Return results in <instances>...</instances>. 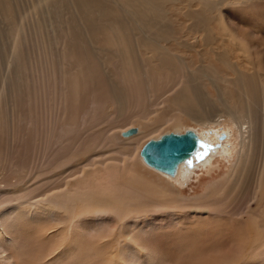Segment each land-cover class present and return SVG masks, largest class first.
<instances>
[{"label": "bare ground", "instance_id": "6f19581e", "mask_svg": "<svg viewBox=\"0 0 264 264\" xmlns=\"http://www.w3.org/2000/svg\"><path fill=\"white\" fill-rule=\"evenodd\" d=\"M9 1L10 0H0V14L4 15L5 19L13 15V10L8 5L10 4ZM167 1L169 0H17L16 3L17 6L22 7L25 15L28 12L27 16L36 22L39 30H45L46 33H49L51 30L54 36H57L58 33L60 36L63 35V46H67L73 52L68 56L60 55L57 57L58 61L62 63V65L59 64L62 66V72L69 66V69L65 70L66 72H61L62 74L59 73L61 75L59 78L60 82L55 80L56 83L62 84V88L65 90L63 96H65L66 101L63 103L64 107H61V110L64 109L65 112L62 114V119H60L61 115L59 116L61 121H59V123L57 122L58 124L61 123L64 127L61 132L68 125L73 124L74 119H81V121H83L84 115L82 118H80V115L81 113H85V109H87V111H89L88 108L91 111L99 109L98 106H100L104 100L116 98L118 96L117 94L124 90L121 88V82L125 78H134L132 81H137V84L140 82L143 85L141 89L137 87V91H140V95L143 94L141 91H145L147 87H144V82H146V80H152L154 84L149 82L148 86L155 85L154 91L151 90L155 96L161 99L167 94L170 96V99L167 100L168 104L164 106V108L167 107L169 109V112L162 115L161 119L163 121L172 120L171 122H173L180 114H184L191 120L202 124L204 128L201 131H198V128H189L193 129L200 138L197 154L203 152L206 158H200V156L197 158V155L191 154L179 161L173 172H167L147 163L140 153V159H137L135 148V162L131 163L128 168L124 166L132 173V177L134 178L136 173V180L139 177V170H145L144 172L147 175L150 173L153 179L157 178L160 180L161 183L159 184H169L173 186L176 182L178 183L177 178H181L182 181L185 178V180L189 179L187 177L194 172L197 166L194 163L196 158L198 160L200 159L198 162L202 163L201 169L203 172H205V174L207 173V175L208 173L211 174L212 172L220 170L221 167L219 164L210 162L212 157H215L216 153V150L211 151L210 142L214 143V140H220L224 143L223 154L219 158L216 157L217 160H233L229 154L232 149H236V151H234L236 153V157L234 158L235 162L231 166L233 171L225 176L222 183L229 186L232 184L234 178H239L238 184H240L254 164V160L257 158V149H264V0H244V2L240 0H228V5L225 3L226 0H195L196 6L193 4L194 8L192 7L193 0H187L184 12L188 15V21L181 19V23L176 24L169 22L170 19L167 17V7L165 6ZM24 4H28V10H26ZM47 20H49L50 23H47ZM182 21H185V23ZM177 24L181 27L183 26L181 29L186 28L189 31L193 30L194 34L195 31L198 34L196 33V35L191 36V41L188 40L186 36L183 38L177 37L178 33H175V35L173 32V25ZM11 25L12 26H9L7 23H0V162L1 160L8 159L2 157V152L6 144H9V138L15 142V136H13L15 134L14 126L17 127L24 121L27 124V128L30 129H28V131L32 132L30 127V125H32V120H30V118L33 116V111L30 107L21 111L20 108L22 105L18 103L20 102L18 101L19 98L28 100L31 97L27 90L26 78L18 67L13 66V59H8L5 56L6 52L9 51V49L6 48V37L3 34L5 30L10 31L12 39L10 48L14 51L13 53L16 57L15 59H17L16 61L20 59L19 56L23 54V52L27 51L25 47H22V43L19 42L21 37L19 27L12 22ZM172 38H174L177 44H180V48L176 47L174 49L172 45L164 44L166 41L171 42ZM65 64L66 67L63 66ZM6 67L10 68L11 72L8 71ZM183 69L185 70L184 74H182L184 75V77L182 76L183 79L174 82L171 86L167 85L168 82L165 83L167 77L176 76L182 73ZM57 71L60 72V68H58ZM204 82L207 84V88L205 87V89ZM122 86L124 85L122 84ZM107 102L109 101L107 100ZM165 102H163V104H165ZM10 105L11 108L7 112H4ZM104 106L102 105L105 109L107 104L106 107ZM2 107H4V109H2ZM115 107L117 108L116 103ZM125 108L126 107L123 106V109ZM159 108L160 107H158V109ZM98 111H100V109ZM115 113L116 116L119 110ZM122 113L125 115L124 111H122ZM140 114L143 116L145 113H136V115ZM127 115L128 114H126V116ZM141 115L139 117H141ZM130 117L132 118V116ZM143 117H145V119L146 117L150 119L148 115H144ZM143 117L142 119H144ZM70 118L73 119L71 122ZM123 118L125 117L123 116ZM133 118L135 119L136 117ZM228 120H230L232 126L234 125L236 128L235 147L233 145L231 146V143H229L232 138L231 130H225L222 132L224 133V137H220L222 133H219L216 129L219 125L229 124ZM128 125H131V122ZM11 129L13 130V135H9L10 132H12ZM138 130L139 128H136L134 133L123 136H130L137 133ZM172 131L183 132L184 130L176 129ZM26 136L29 140V134H26ZM59 136L62 138L60 132ZM157 136L158 135H154L153 138H157ZM14 142L12 144H14ZM201 142H203V144ZM226 144H228L227 147L231 148V150H227V152ZM84 148L85 147H83V149ZM136 160L141 161V167L139 169L134 167ZM189 160L192 161L191 165L187 163ZM204 160L209 162L203 164ZM92 163L94 164V162ZM93 166L98 173L75 178V183L72 185L73 188H70V190L46 191L45 193H40L37 195V197H39L38 200H34L35 198L31 197L30 194L35 192V189L30 188L26 189L25 193H17L7 198V195L12 191L4 193L3 191L7 190L9 185L0 181V260H2L4 264H21L24 254L33 250V247L32 249L30 248V250L28 247L22 248L26 246L27 242H19L20 235L18 236L13 229L16 225L15 223L19 219V217L17 219L12 216L13 212L19 208L16 205H14V207L10 206V204L14 202L22 199L32 207L38 206L41 203L48 204L45 206V210L49 209L50 204L55 205V209H59L62 206L73 204V201L76 200L82 203L86 202L88 206H91L92 208L89 207V212L111 211L114 213L118 210L119 206L123 207V204L126 203L125 201L115 202L114 209H112V207H105L109 200H106V202L104 201L113 194L118 196V190L124 187L120 169L114 167L112 169L109 168L105 173H99V168L95 165ZM153 172L156 174H153ZM82 173L85 172L83 171ZM237 174L239 177H237ZM256 177L254 186L256 191L247 201L245 208L236 214L237 218L238 216L241 218L242 213L250 209L253 201H256L257 208H259V206H264L261 204V198L257 196L258 190L264 189V151L263 164ZM15 180L17 182H24L26 178L19 176ZM145 180L151 182L147 178ZM218 184V181L212 182L209 187L212 188ZM153 185L156 186V188L153 187ZM130 187L131 186L125 188L131 191V199L139 201V205L131 210L134 213L137 212V210H145L147 208L158 209L161 206L162 197L147 198L146 196H141V193H137ZM152 187L155 188V191L165 193L160 190L158 183L151 182L150 188ZM210 188H208L206 193L204 192V195L200 197L196 195L198 198H189V200L182 198V200H196L197 202L201 199H205L209 194ZM85 195H89V201L84 197ZM257 198L259 200H257ZM177 199L180 200V197L177 196ZM209 207L210 206L206 207L205 210ZM35 208L37 209V207ZM195 208L197 209L200 207L197 206ZM257 208H254L255 211L260 210V208L258 210ZM128 211L130 210L126 212ZM212 211L213 210H211V212ZM28 212L30 211L28 210ZM56 215L57 212L53 214V218L58 219L55 221L58 225L62 224L63 233L67 237L75 233L74 226L77 223V219H80L76 212L71 214L69 223H67L68 217H58ZM82 222L84 221L81 220L80 223ZM150 224L153 223L151 222ZM240 229L241 230L234 232L240 233L242 230L250 231L252 234L250 236V241L264 242V223L259 219H255L252 225L244 221L243 224L240 225ZM212 232L211 233L214 234V230H212ZM238 240L239 238L237 242ZM138 241L140 242V240ZM52 242L54 243L53 240ZM234 243H236V241ZM109 244L110 242H108V245ZM122 245H124V242L121 246ZM46 246L47 244H45V248ZM60 248L62 249L59 245V249ZM102 248L100 247V249ZM35 249L37 250V248ZM83 249L86 248L83 247ZM116 249H118V247ZM56 250H58V248ZM53 252L54 250L49 251L47 255L49 256L53 254ZM259 252L261 251L259 250ZM108 253L110 255V252H107L104 253L105 256H108ZM104 254L102 253V256H104ZM119 254L121 255V253ZM47 255H45V258ZM105 256L103 258H106ZM112 258H114V255ZM51 260L53 259L51 258ZM106 260H108V258ZM112 263L114 262L112 261ZM94 264L96 263L94 262Z\"/></svg>", "mask_w": 264, "mask_h": 264}, {"label": "rangeland", "instance_id": "374dc122", "mask_svg": "<svg viewBox=\"0 0 264 264\" xmlns=\"http://www.w3.org/2000/svg\"><path fill=\"white\" fill-rule=\"evenodd\" d=\"M16 1L17 0H10V4H8L13 10V15L5 19L4 15L0 14V23H7L9 26H12L11 22L15 23L19 27L21 33L19 42L22 43V47H25L27 50L23 52V54L19 56L20 59L16 61L17 59H15L14 51L10 48L12 44L10 31L5 30L3 32L6 37V48L9 49L5 56L8 59H13V66L18 67V69L22 71L26 78L27 90L31 95L28 100L19 98L18 101L20 102L18 103L22 105L20 108L21 111L29 107L33 111V116L30 118V120H32V125H30L32 132L28 131L29 128H27V124L24 121L19 126H14V135L11 129L12 132H10L9 135L15 136V142L9 138V144H6L2 152V157L8 159L1 160L0 162V181L9 185V188L3 192L8 193L12 191L7 195V198H9L17 193H25L28 188L35 189V192H32L30 195L35 198L34 200H38L39 197H37V195L40 193H45L46 191L70 190V188H73L72 185L75 183V178L98 173L94 169L93 165H95L99 168V173H105L109 168L112 169L114 167L119 168L122 172L120 175L124 187L118 190V196L113 194L110 198L104 200L105 202L109 200L105 207H112V209H114L115 202H126L123 204V207L119 206L118 210L114 213L111 211L89 212V207L91 206H88L86 202H78V200L73 201V204L62 206L59 209H55V205L50 204L48 210H45V206L48 204L41 203L38 206L32 207L22 199L14 202L15 204H10L12 207H14V205L19 207L18 210H15L17 212L19 211V214L14 211L12 216L17 219L19 217L13 228L17 235H20L19 242H27L26 246L22 248L28 247L30 250V248L32 249L33 247V250H30L31 252L29 251L26 252L27 254H24L21 264H94V262L96 264H108L109 262V264H264V242L250 241V236L252 235L250 231L242 230L240 233L234 232L241 230L240 225H242L244 221L252 225L255 219H259L264 223V206H259L260 210L255 211L254 208H257L256 201L252 202L247 212L242 213L241 218H239V216L237 218L236 216L237 213L245 208L247 201L256 191V189H254L255 179L263 164L264 149H257V158L248 171L249 174L247 173L242 182L238 184L239 178H234L232 184L229 186L227 185L228 187L226 184L222 183V181L226 175L233 171L231 166L235 162L234 158L236 157V153L234 151H236V149H232L229 154L233 160H217V158L223 154L224 143L220 140H214V143L210 142L211 151L216 150L215 157H212L210 162L220 165L221 168L218 171L212 172L211 174L208 173V175L203 172L201 169L202 163L198 162L200 159H197L199 158L198 156H200V158H206L205 154L201 152L199 153L200 155H197L194 162L197 165H195L196 168L194 172L187 177L189 179L185 180V178L182 181L181 178H177L178 183L176 182L173 186L169 184H159L161 183L160 180L157 178L153 179L150 173L147 175L144 172L145 170H139V177L135 180L136 173L133 178L132 173L126 168H128L131 163L135 162L136 158L140 159V148L148 139L153 138L154 135L160 136L162 133L176 129L186 130L189 127H194L195 129L198 128V131H201L204 127L202 124L191 120L184 114H180L173 122H171L172 120L163 121L161 119L162 115L169 112L167 107L164 108V106L168 104L167 100L170 99L169 94L165 95L163 99L155 96L151 92V90L154 91L155 85L148 86L149 82L153 84L154 82H152V80H146V82H144V87L147 86L146 90L141 91L143 94L140 95V91H137V87L141 89L143 85L140 82L137 84V81H132L134 78H125L121 82L124 85L122 86L121 84V88L124 90L117 94L118 96L116 98L107 99L110 103L104 100L102 103H104L105 106L102 103L98 106L100 111H98L99 109H94L92 111L89 108V111L85 109V113H81L80 115V118L84 115L83 121H81V119L73 120L70 118V122L72 120L74 121L73 124H71L72 126L68 125L69 127L67 126L61 132L64 127L61 123H58L61 121L62 114L65 112L64 109H62L63 111L61 110V107L66 99L65 96H63L65 90L62 88V84L55 82V80L60 82L59 78L61 75L59 73L62 72V63L58 61L57 57L60 55L68 56L73 52L67 46H63V35L60 36L58 33L57 36H54L51 30L49 33H46L45 30H39L36 22L27 16L28 12L26 15L24 14L22 7L17 6ZM240 1L244 2V0ZM225 3L228 5V0H226ZM193 4L196 6L195 0H193L192 3V7L194 8ZM186 5L187 0L167 1L165 6L167 7V17L170 19L169 22L176 24L181 23V19L188 21V15L184 12ZM24 6L26 10H28V4H24ZM182 22L185 23V21ZM47 23H50V21L47 20ZM173 27L174 34L178 33L177 37L183 38L186 36L190 41L192 39L191 36L197 33L195 31L194 34L193 30L189 31L186 28H183L185 29L183 30L181 29L183 26L181 27L178 24L173 25ZM164 44L172 45L174 49L176 47H181L180 44L176 43L174 38H172L171 42L166 41ZM63 66L66 67V64ZM56 68H60V72H58ZM6 69L11 72L10 68L6 67ZM68 69L69 66L65 68V70ZM65 70L63 72H66ZM182 71V73L178 72L181 76L178 74L176 76H169V78L167 77L165 83L168 82L167 85L171 86L174 82L183 79L184 75L182 74H184L185 70L183 69ZM203 84H205V82ZM205 87L207 88V84H205L204 89ZM163 102H165V104H163ZM115 103L117 108L115 107ZM102 105L106 108L104 109ZM123 106L126 108L123 109ZM158 107L160 108L158 109ZM10 108L11 105L8 106L4 112H7ZM2 109H4V107H2ZM118 110L119 113L115 116V112H118ZM122 111H124L125 115H123ZM138 112H142V114L145 113L144 115H148L150 119H147V117L145 119V117H143L144 115L142 116L141 114V117H139L140 115H136ZM94 113H97V116ZM126 114L128 115L126 116ZM60 115L61 117L59 119ZM123 116L125 118H123ZM130 116H132V118ZM133 117L136 118L134 119ZM142 117L144 119H142ZM54 120L57 121L55 122ZM128 120L131 122V125H128L130 123ZM82 122L85 125H83ZM228 122L229 124L219 125L220 128L216 127V129L219 133L225 130H231L232 138L229 143H231V146L233 145L235 147L236 128L234 125L232 126L230 120H228ZM132 126L139 128L138 132L130 136H123L121 132ZM59 132L62 134V138H60ZM26 134H29V140ZM13 142L14 144H12ZM227 145L228 144H226V147ZM83 147L85 148L83 149ZM135 148L137 153L136 158ZM227 150H231V148L227 147L226 152ZM204 161L203 164L209 162L206 160ZM92 162H94V164ZM124 166H126V168ZM134 167L139 169L141 167V161L136 160ZM83 171L85 173H82ZM153 174L156 173L153 172ZM19 176L26 178V180H24V182H17L15 179ZM237 177H239L238 174ZM146 178L153 183H158L160 190L165 193L155 191L154 189L156 186L154 185L153 187L155 188H150L151 182L146 181ZM216 180L219 184L210 188L209 185L212 182H217ZM128 186H131L130 188L132 190L141 193V196H146L147 198L162 197V207L160 206L158 209L147 208L145 210H137V212L134 213L131 210L139 205V201L131 199V191L125 188ZM208 188H210L209 194L205 199H201L197 202L196 200H182V198L188 200L189 198L194 199L198 195V197H200L207 192ZM259 190L257 196L261 198V204L264 205V189ZM177 196L180 197V200L177 199ZM84 197L89 201V195H85ZM216 198L219 199L217 200ZM257 200L259 199L257 198ZM194 206L200 208L196 209ZM208 206L210 207L205 210ZM35 207H37V209ZM259 208H257V210ZM20 209L23 210L21 211ZM209 209L213 211L211 212ZM28 210L30 212H28ZM125 210L130 211L126 212ZM53 211L57 212L56 216L58 217H68L67 223H69L71 214L76 212L80 219H77V223L74 226L75 233L67 237L63 233L62 224L58 225L55 222L58 219L53 218V214L55 213ZM81 220L84 222L80 223ZM151 222L153 224H150ZM149 227L154 228L150 229ZM212 230H214V234H212ZM238 238L239 240L237 242ZM138 240H140V242ZM107 241L110 242L109 245ZM235 241L236 243H234ZM33 242L36 243L34 244ZM123 242L124 245L121 246ZM45 244H47L46 248ZM59 245L62 249H59ZM83 247L91 249L86 250L83 249ZM100 247H103V250L100 249ZM117 247L118 249H116ZM35 248H37V250ZM57 248L59 251L56 250ZM258 249L261 252H259ZM52 250H54L53 254L48 256L47 254ZM107 252H110V255L108 253V256H105L104 253ZM102 253L106 258H103L104 256H102ZM119 253H121V255ZM45 255H47L46 258ZM113 255L114 258H112ZM25 258L28 260L26 261ZM51 258L53 260H51ZM107 258L109 261L106 260ZM112 261L114 263H112ZM0 264H4L2 260H0Z\"/></svg>", "mask_w": 264, "mask_h": 264}, {"label": "water", "instance_id": "95a60500", "mask_svg": "<svg viewBox=\"0 0 264 264\" xmlns=\"http://www.w3.org/2000/svg\"><path fill=\"white\" fill-rule=\"evenodd\" d=\"M136 131L132 126L121 133L129 135ZM224 137V133L220 135ZM200 138L193 129L183 132L168 131L157 138L148 139L140 148V154L145 161L158 169L173 172L177 163L191 154L197 155Z\"/></svg>", "mask_w": 264, "mask_h": 264}, {"label": "snow or ice", "instance_id": "6c2138e0", "mask_svg": "<svg viewBox=\"0 0 264 264\" xmlns=\"http://www.w3.org/2000/svg\"><path fill=\"white\" fill-rule=\"evenodd\" d=\"M201 143L203 144V142H201ZM197 155H200V154L198 153ZM187 163H188L189 165H191L192 161L189 160V161H187Z\"/></svg>", "mask_w": 264, "mask_h": 264}]
</instances>
